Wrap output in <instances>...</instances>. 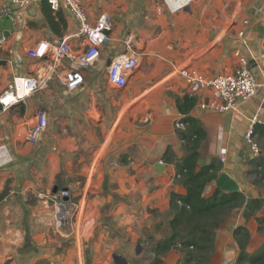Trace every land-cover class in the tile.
<instances>
[{
	"label": "crops",
	"instance_id": "crops-1",
	"mask_svg": "<svg viewBox=\"0 0 264 264\" xmlns=\"http://www.w3.org/2000/svg\"><path fill=\"white\" fill-rule=\"evenodd\" d=\"M80 1L92 23L102 13H107L111 20L110 33L102 46L97 65L103 64L105 59L108 62L120 53L137 54L138 67L129 76L134 88L126 90V86L117 87L108 78L109 86L88 84L86 81L91 80L90 73L95 65L84 71V84L72 90L67 89L60 78L54 75L48 86L50 89L46 91L50 97L48 106L42 107L44 111L40 112L47 116L48 125L52 120L54 124L55 118H59L62 124L70 126L71 141L75 142L88 135L85 145L97 148L85 165L80 164L85 155L80 157L76 150H67V153L72 152L74 155L67 170L75 175L85 173L87 176L81 203L82 206L87 204L89 212L85 216L82 233L91 235L92 225L97 221L94 206L101 204L105 200L103 194L111 191L118 197L117 200L110 195L107 198L108 202L114 203L110 215L116 226L140 236L143 235V226L139 228V223L145 221L147 235L156 240L162 239L171 232L168 223L170 216H173L171 192L186 193V187L177 177V165L186 155V148L178 131L181 128L176 127V122L183 117L178 111L176 100L188 95V89L177 75V70L192 67L203 71L207 76L231 72L237 67L235 51L240 49L248 57L258 59L264 49V0H180V6H171L165 0ZM44 3L46 1L28 2L15 11V30L0 50V61L4 62L0 65V88H8L14 78L44 72L46 62L30 58L27 54L28 49L40 42L66 39L75 52L86 47L84 37L78 35V22L66 4L62 1L59 9H53V15L56 16L54 20L59 22L58 30L54 31L44 15ZM245 20L249 21L247 27L243 24ZM244 28L246 34L241 37L238 33ZM67 62L60 67V72L69 66ZM254 70L258 72L255 66ZM17 83L19 86V81ZM128 91L131 93L129 99L118 102L120 106L115 121L109 128L112 107L101 106L117 103L116 96L125 95ZM9 94L15 99L12 92H7L3 96L4 101ZM25 94L22 93L23 96ZM33 94L25 96V100ZM22 95L19 96L23 97ZM207 95L203 92L194 96L197 103L190 113L200 121L205 130V138L199 147L198 168L215 160L221 166L219 175L225 172L236 179L239 191L246 195V200L262 199L256 205L260 209L264 207V194L256 189V181L252 180L255 175L251 172L254 170L252 161L260 156L264 158V149L259 156H254L244 135L250 119L263 114L264 90L259 87L253 98L224 113L200 107ZM52 105L55 109H52ZM10 108L5 111L0 108V145H5L0 154L9 156L0 160L1 168L13 161L12 151H15L17 157L26 155L31 147L26 149L30 142L26 131L38 119L36 113L25 122H18L16 115L8 112ZM82 120L85 122L82 123ZM77 130H83L78 137ZM59 134L61 133L54 134L58 142L52 146L53 149H65L60 142L65 139ZM256 135L264 146V135ZM44 136L39 141L42 142L41 145L51 146L52 137L48 140V135ZM39 142H33V146L40 147ZM86 146L82 143L81 147ZM222 149L226 150L224 160L221 159ZM121 150L129 155V161L121 163L123 160L120 159L121 162L111 168L108 165L102 166L104 158L117 151L121 153ZM51 157V170L58 174V158L56 155ZM159 162L163 164L162 168L157 166ZM18 166L11 169L0 168V192L5 188L8 177L21 173ZM157 169L162 170V173H158ZM97 173L99 176L94 180ZM32 186L33 183L28 180L21 182L18 177L10 184L9 193L0 200V264H34L36 260L46 256L38 253L35 257L37 250L31 255L27 254V235L30 233L28 219L31 212L23 207L26 206L27 199L20 195L25 194ZM95 188L101 196H87L92 191L95 193ZM217 188L216 180L208 183L204 195H212ZM47 202V199L39 197L33 215L43 216ZM61 202L66 203L63 199ZM156 212L169 219L162 223V216H153ZM254 215L247 220L242 207L241 213L233 212L228 216L216 230L215 250L208 264H238L240 249L234 236V229L238 226L244 225L250 230L248 252L253 253L264 243L255 231ZM33 226L37 227L36 224ZM99 236V243L94 245L96 250L100 247H116L120 240L116 237L109 246L106 227L100 229ZM138 246L139 242L137 254L140 252ZM110 256L115 264L129 263L123 255L112 252ZM182 257V253L175 249L161 256L164 264H177ZM86 263H89L88 257Z\"/></svg>",
	"mask_w": 264,
	"mask_h": 264
},
{
	"label": "rangeland",
	"instance_id": "rangeland-1",
	"mask_svg": "<svg viewBox=\"0 0 264 264\" xmlns=\"http://www.w3.org/2000/svg\"><path fill=\"white\" fill-rule=\"evenodd\" d=\"M106 60L107 59H105L101 65H97L98 61L95 63V68H93L90 73L91 80L88 81L86 78V82H88V84H97L101 87L109 86L107 84L108 65ZM125 88L126 90L134 88L131 84V81H129V78ZM6 89L7 88H0V97L3 95V92ZM49 89L50 88H47L40 92L34 93L32 96L26 99L25 102L21 101L20 103L11 107L8 112L11 111V114L16 115V117L19 119L18 122H25L32 115L36 113L39 114L40 111H44L42 107L48 106L47 101L50 97L46 91ZM130 95V91H128V93L125 95L119 94L115 99L117 103H113L110 106H101L102 108L112 107V117H109V128L112 127L113 122L115 121L116 112L120 106L118 102L120 100L122 102L126 101V99H129ZM52 109H55L53 105ZM53 121L54 120L51 122L52 124L49 123L44 136L45 138L48 135V140H50L52 137L51 146L48 145L49 147H46L41 145L42 142H39L40 147L35 148L33 146V142H29V146L26 147V149H28L30 146L31 147L28 149V151H26V155H19L17 157L15 156V151L13 152L11 150L13 154V161L3 168L0 166L1 169H11L19 165V171H21V173H16L13 174V176L8 177L5 182V186L8 185L10 187V184L13 183L18 177L21 179V182L28 180L30 183H33V186L29 188L25 194H21L20 196L21 198L25 197L27 199L25 204L26 206L23 207L28 208V210L31 212L30 216H32L31 219L30 216L28 219L30 233L27 235V241L29 240V244L27 245L29 250L27 249V254L31 255V253H35L36 250L37 254H35V257H37L38 253H40V255L46 254V256L36 260L34 264H106V261L108 262L107 264H115L112 260V256H110L112 252L126 257L129 262L128 264H154L153 257L155 244L160 239L156 240L154 237L147 235L145 221L139 223V228L143 226V235L140 236L130 233V231L125 230L124 227L116 226V224L112 222V216L110 215V212L114 208V203L111 201L108 202L107 198L108 195L113 196V199L115 200H117L118 197L113 195L111 191L103 194V196H105V200L101 204L94 206L97 221L92 225L91 235H88L87 233L84 235V233H82L84 219L87 217L89 212L87 204L82 206L81 203L85 193L84 188L87 184V176L85 173L75 175L68 171V167L71 166V162L74 160V155L72 152L67 153V150L69 149L74 152L76 150L80 157H84L85 155L86 157L80 161V164H84L89 160V157H92L94 150L97 148H94L91 145L88 147L86 146L87 144L85 141L88 139V135L85 138L82 136L79 140L75 141L76 143L71 141L70 137L72 133L70 126L67 124H62L59 118H55L54 124ZM84 122L85 121L82 120V123ZM82 132L83 130H77L76 136L78 137L80 134H82ZM56 133H61L59 135L65 139L64 141H60L63 145V148L65 149H53L52 146L56 145L58 142V140L54 137V134ZM97 140L95 142L98 145L99 142ZM257 140L261 150L264 149L263 144L259 141V139ZM82 143L83 146H86L87 148L81 147ZM51 152L54 154H51ZM52 155H56L58 158L57 163L60 170L58 174H55L53 172L54 170H51L52 163L50 162V158H52ZM128 156L129 155L124 154L123 151L121 153L120 151H117L116 154L112 153L110 157L104 158L101 164L104 167L108 165L109 168H111L116 163L121 162L120 159L123 160L121 163H126L124 161L128 160ZM53 162L55 161L53 160ZM75 163H78V161ZM98 176V173L95 174L94 180H96ZM252 180L256 181V177L252 176ZM91 182L92 180L90 183ZM254 184L256 185V189L261 194H264V181H260L259 183L256 182ZM55 186L58 187V192L54 194L53 189ZM65 187L68 192L66 197L69 198V201L63 203L61 202L62 199L60 195L61 191L64 190L63 188ZM96 190L97 188L94 190L95 193L92 191L90 194H87V196L90 198H98V196H101L99 192H96ZM39 197L48 200L46 203L47 205L44 206L46 211H44L43 216L33 215V210L36 208L35 205ZM61 204H64V210L61 207ZM241 211L242 208H239V210L236 209L233 212L241 213ZM157 215L162 216L158 212H156L153 216L157 217ZM262 216H264V207H261L254 215L255 218ZM170 218L172 217L170 216ZM162 219L163 223L166 221V219H169V217L165 218L162 216ZM170 220L168 223H170ZM34 224L37 225L36 228L34 226L32 227ZM260 225L261 224L256 220L255 231L258 232L260 240L264 242V230L261 231L258 229ZM262 226L264 229V223ZM104 227H106L108 231L106 240L109 246L113 244V241L116 239V237H119V243L116 245V247H111L108 249L107 247H100L96 250L94 245L99 243V232L100 229ZM137 242L140 243V246H138L140 252L138 254L136 252ZM50 256L52 257L51 259ZM87 257L89 258V263H86Z\"/></svg>",
	"mask_w": 264,
	"mask_h": 264
},
{
	"label": "built area",
	"instance_id": "built-area-1",
	"mask_svg": "<svg viewBox=\"0 0 264 264\" xmlns=\"http://www.w3.org/2000/svg\"><path fill=\"white\" fill-rule=\"evenodd\" d=\"M41 1L49 3L54 10L59 9L62 2V0H0V17L10 10L9 5L11 3L23 5L28 2ZM165 1L171 4V6H180L177 0ZM64 3L76 18L79 25L78 35L84 37L86 47L75 52L68 41L63 39L52 42H40L28 49V56L36 60L45 61L46 68L42 74L14 78L13 82L9 84V87L4 90L3 95L0 97V108L3 111L22 100L25 101V96L47 89L54 75L60 78V81L67 89L78 88L85 82L84 71L94 66L99 60L102 46L108 38L105 31L111 29V20L108 14L102 13L92 23L80 0H64ZM243 24L247 27L249 21L245 20ZM238 34L244 37L246 28L241 29ZM8 39L9 37L0 31V50L7 44ZM235 57L237 58V67L231 72L207 76L203 71L192 67H183L177 70V75L188 89V95L196 96L203 92L208 94V97L200 103L201 108L224 113L236 109L239 103L247 102L253 98L259 87H262L264 90V49L261 51L258 59L248 57L242 49L235 51ZM65 61H68L69 66L60 72V67ZM254 66L258 70L257 73L254 70ZM137 67L138 57L136 53L125 52L117 54L112 57L111 63L108 66V81L117 87H124L128 83L129 76ZM21 87L27 91L23 97L19 96V88ZM7 92H12L15 99L10 102L4 101L3 96ZM262 110V115L258 114L250 119L244 135L254 156H259L261 153L255 127L257 125H264V105ZM47 127L48 118L43 112H40L38 119L27 128V140L35 143L41 141ZM176 127L184 129L185 124L177 121ZM4 149L5 145H0V153ZM220 153L221 159L224 160L226 150L222 149ZM8 157L5 154H0V160L3 158L7 159ZM67 194V190H62L61 199L66 197Z\"/></svg>",
	"mask_w": 264,
	"mask_h": 264
},
{
	"label": "trees",
	"instance_id": "trees-1",
	"mask_svg": "<svg viewBox=\"0 0 264 264\" xmlns=\"http://www.w3.org/2000/svg\"><path fill=\"white\" fill-rule=\"evenodd\" d=\"M43 11L51 29L57 31L59 22L54 20L56 16L49 3H44ZM3 63L0 61V65ZM176 101L178 111L183 115L180 121L185 124V128L178 131L186 148V155L177 165V177L186 187V193L171 192V232L156 242L153 263L164 264L161 256L175 249L183 256L177 264H208L215 250L216 230L234 210L244 206L246 195L241 191L225 192L219 188L208 197L204 195L207 184L218 178L221 166L212 160L210 164L198 168L199 147L205 138V130L200 121L190 114L197 98L185 95ZM255 133L264 135V125H257ZM252 164L254 170L251 173L255 175L256 182L264 181V158H255ZM8 193L9 186L6 185L0 192V200ZM256 220L261 224L258 229L264 230V216ZM234 236L240 249L238 264H264V244L253 253L247 251L251 238L248 227H236Z\"/></svg>",
	"mask_w": 264,
	"mask_h": 264
},
{
	"label": "water",
	"instance_id": "water-1",
	"mask_svg": "<svg viewBox=\"0 0 264 264\" xmlns=\"http://www.w3.org/2000/svg\"><path fill=\"white\" fill-rule=\"evenodd\" d=\"M64 2V0H62ZM10 10L3 14L0 17V31L6 35L9 36L11 33L15 30V21L17 20V15L15 14V11L20 10L22 8L21 4L18 3H11L10 4ZM110 30H106V34L108 35ZM107 40V39H106ZM111 59L108 60L107 64L110 65ZM157 166L159 168H162V163H157ZM158 173H162V170H158ZM217 187L220 188L223 191L227 192H235L239 191L240 186L236 179L228 175L227 173L223 172L221 173L218 178L216 179ZM66 190V187L63 188ZM55 193L58 192V187L55 186L54 190ZM68 197H64L63 201H68ZM262 201V199H254V198H247L245 206H244V216L248 220L251 216H253L256 212H258L259 207L256 205L259 204V202ZM61 207L64 210V204H61Z\"/></svg>",
	"mask_w": 264,
	"mask_h": 264
},
{
	"label": "bare ground",
	"instance_id": "bare-ground-1",
	"mask_svg": "<svg viewBox=\"0 0 264 264\" xmlns=\"http://www.w3.org/2000/svg\"><path fill=\"white\" fill-rule=\"evenodd\" d=\"M177 3H180V0H177ZM176 3V4H177ZM19 95H22V93H23V95L25 94V93H27V91H26V89L25 88H19ZM22 95V96H23ZM26 95V94H25ZM11 100H13V97H12V94H9V95H6V99H5V101L6 102H10Z\"/></svg>",
	"mask_w": 264,
	"mask_h": 264
}]
</instances>
